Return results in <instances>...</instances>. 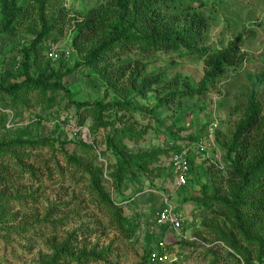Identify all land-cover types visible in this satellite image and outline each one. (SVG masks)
<instances>
[{"label":"rangeland","instance_id":"rangeland-1","mask_svg":"<svg viewBox=\"0 0 264 264\" xmlns=\"http://www.w3.org/2000/svg\"><path fill=\"white\" fill-rule=\"evenodd\" d=\"M193 16L205 23L196 50L161 49L149 56L133 50L128 57L85 63L120 22L133 23L139 34L183 33ZM89 21L102 23L103 29L87 39L83 32L92 27ZM44 28L47 33L34 45ZM232 43L240 59L225 65L207 92L192 94L201 87L207 63ZM51 49L57 60L50 59ZM262 74L264 0H0V142L26 144L10 154L17 155L13 161L5 155L12 175L0 186V264H48L56 255L58 264H156L150 259L154 251L168 253L171 264H264L258 244L238 237L246 260L218 233L240 235L222 201L231 200L241 185L231 161L241 160L245 171L256 162L255 154L233 150V140ZM41 75H54L44 85L61 88H28L14 103L4 93L28 76L36 81ZM186 92L190 97L161 105L163 97ZM256 94L264 116V85ZM117 101L153 112H128L126 119L142 135L122 141L131 153L166 151L170 134L178 133L183 144L206 135L187 190L171 175L168 152L153 166L164 173L146 180L136 166L122 189L114 188L109 175L116 173L118 160L107 146V132L75 104ZM263 132L264 127L259 137ZM80 140L94 152L80 149ZM86 168L102 171L104 192L128 225L91 190ZM206 188L213 190L204 194ZM196 198L202 202L195 203ZM166 205L183 215L180 232L158 221ZM250 225L252 238L264 237V222ZM64 247L71 255L61 252Z\"/></svg>","mask_w":264,"mask_h":264},{"label":"trees","instance_id":"trees-1","mask_svg":"<svg viewBox=\"0 0 264 264\" xmlns=\"http://www.w3.org/2000/svg\"><path fill=\"white\" fill-rule=\"evenodd\" d=\"M14 1V0H10ZM13 11L12 9H10ZM8 13H11L8 10ZM88 27L83 32V37L89 39L92 37L90 33H101L103 29L102 23H97L95 21H89ZM133 23L125 25L120 22L114 30V33L108 34L105 41H103L100 46L92 51L86 59V64L92 65L98 63L102 58H112V57H128L129 53L133 50L138 52L140 56L152 55L154 50H175L178 51L180 47H185L190 50L198 49V38L205 29V23L202 21L201 16H193L190 26L183 33L176 32H166V31H154L155 33L139 34L133 31ZM47 30L44 28L41 32V36L34 41V45H38ZM242 54L240 53L238 47H234L232 43L226 50L218 54L215 58L207 63L208 69L205 73V78L201 84V87L196 92H191L194 95H199L208 91L209 86L214 84L216 80L221 76L222 71L227 64L236 63ZM27 61L30 62V54L27 55ZM55 76L41 75V77L34 81L32 77H27V81L22 84H16L11 89L4 90V93L11 96L12 103L18 100V96L21 91L27 90L28 88H38L44 87L46 90L54 89V87L61 88L59 85H49L45 86L44 82H48ZM264 85V74L258 78L257 89L259 90ZM257 89L251 94L248 101V108L245 112L244 120L240 124L236 131L233 140V150L236 148L237 152L243 150L245 154L250 155V153L255 154L257 157L256 162L248 165L246 171L243 169L242 164L239 162L241 160L231 161L234 167L235 174L241 176V185L236 188L235 194L232 195V199H224L222 203L226 207V215L229 217L233 227L238 229V234L231 233L229 236L223 231L220 233V241L228 243L230 249L234 250L237 255L245 258V256L238 251L239 236L245 238V240L251 243L252 246L258 244L260 246L261 254L264 256V237L252 238L250 230L247 227H251L250 224L256 223V221L264 222V132L262 136L259 137V130L264 127V116H262L261 106L257 100ZM190 92L184 94L172 93L163 97L161 99V105L165 103H171L178 100L179 97L189 96ZM77 107L81 109L85 107L92 113V118L95 124L102 127L107 132V146L109 149L114 150V154L117 157L116 173L109 175V178L113 180L114 188L117 187L121 190L126 181L128 180V175L131 174L132 168L137 167V173H141L143 178L146 180H152L164 173L162 169H154L153 166H159V157L169 153V158L172 154H181L184 150L189 152V161L191 165V179L190 185L193 180V163L197 155L202 149L201 146L205 140L206 135L201 134L191 136V144H196L192 146L189 144H183L182 139L178 133L168 135V142L166 143V151L163 149H158L149 153H131L126 145L123 144L124 139L134 140L141 139L142 135L137 133L135 128L131 126L132 122L126 119L128 112L146 113L153 114V112L140 111L131 101H117L113 103L103 104V103H76ZM159 109L156 107V110ZM14 121L18 119L13 115ZM113 120V121H112ZM181 121V120H180ZM8 124V123H7ZM94 124V123H93ZM94 124V125H95ZM96 129V128H93ZM258 131V133H257ZM95 132V131H94ZM78 136V134H77ZM80 139V138H79ZM78 139V140H79ZM207 139V137H206ZM46 139L42 140L41 144H45ZM50 143V140L48 139ZM26 144L22 140L10 141V142H0V186L1 184L7 183L11 180L12 175L11 164H7V158L5 155H10L13 151L20 150ZM30 146H34L32 143ZM80 149L88 150L89 152H94V146L87 145L86 142L80 140L78 144ZM168 152V153H167ZM10 161H13L17 155H10ZM102 158V155L95 156V158ZM19 158V156H18ZM71 158V157H70ZM72 161L79 163L80 161L76 158H71ZM171 160V158H170ZM230 160V158H229ZM17 164L24 169L22 162L17 160ZM170 172L172 174L171 163ZM80 165V164H79ZM126 166V168H125ZM86 170L91 175V190L96 193V195L101 199V201L109 205L114 211L121 224H129L127 220L123 219V211L116 204L106 196L104 188L102 186V181L104 180V175L101 170L92 171L90 168ZM136 178V175H132ZM174 177V176H173ZM185 190V189H184ZM187 190V189H186ZM212 189L206 188L204 194ZM206 196V195H205ZM2 201V195H0V202ZM193 201L202 202L201 199L196 198ZM205 202V201H204ZM119 215V216H118ZM231 217H230V216ZM133 229L131 228L130 231ZM61 252L67 255L71 253L64 247ZM60 255H56L53 260L48 264H58V259ZM246 259V258H245ZM247 260V259H246ZM261 260V259H260Z\"/></svg>","mask_w":264,"mask_h":264},{"label":"built area","instance_id":"built-area-1","mask_svg":"<svg viewBox=\"0 0 264 264\" xmlns=\"http://www.w3.org/2000/svg\"><path fill=\"white\" fill-rule=\"evenodd\" d=\"M50 59L57 60L58 54L55 49H51L49 52ZM204 142V141H203ZM205 144L203 143L201 148ZM203 149V148H202ZM171 169L172 174L176 180V184L179 188H183V190L187 189L190 184L191 179V165L189 161V152L188 150H184L181 154H172L171 156ZM167 207L161 209L158 213V221L162 225H168L171 229L176 232H180L184 227V217L182 214L177 212L173 206L166 205ZM162 248V245H160ZM150 259L153 263L156 264H171L173 261L170 259L168 253H163L161 251H154L150 253Z\"/></svg>","mask_w":264,"mask_h":264}]
</instances>
